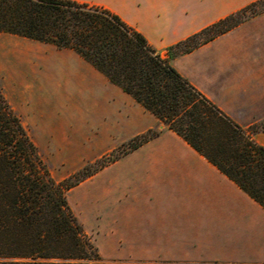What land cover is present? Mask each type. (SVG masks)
<instances>
[{
	"label": "crops",
	"instance_id": "1",
	"mask_svg": "<svg viewBox=\"0 0 264 264\" xmlns=\"http://www.w3.org/2000/svg\"><path fill=\"white\" fill-rule=\"evenodd\" d=\"M76 1L108 8L166 55L170 44L254 0ZM35 41L49 50L62 87L88 103V153L159 130L66 192L103 259L264 264L258 202L73 49ZM168 63L239 126L264 122V9ZM251 136L264 147V129Z\"/></svg>",
	"mask_w": 264,
	"mask_h": 264
},
{
	"label": "trees",
	"instance_id": "2",
	"mask_svg": "<svg viewBox=\"0 0 264 264\" xmlns=\"http://www.w3.org/2000/svg\"><path fill=\"white\" fill-rule=\"evenodd\" d=\"M263 9L264 0L251 1L166 55L108 8L76 0H0V32L73 49L264 208V147L251 136L264 122L239 126L168 63ZM158 131L56 180L0 87V264H179L103 259L66 200L68 189Z\"/></svg>",
	"mask_w": 264,
	"mask_h": 264
},
{
	"label": "rangeland",
	"instance_id": "3",
	"mask_svg": "<svg viewBox=\"0 0 264 264\" xmlns=\"http://www.w3.org/2000/svg\"><path fill=\"white\" fill-rule=\"evenodd\" d=\"M38 44L0 33V87L49 174L59 180L104 154H113L129 138L104 153H88V103L77 89L62 87L60 69L47 56L49 50Z\"/></svg>",
	"mask_w": 264,
	"mask_h": 264
}]
</instances>
